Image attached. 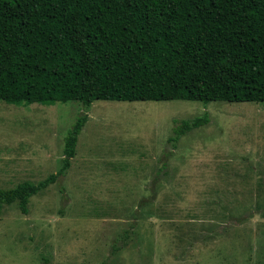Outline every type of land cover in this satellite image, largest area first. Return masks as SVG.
<instances>
[{
	"label": "rangeland",
	"instance_id": "374dc122",
	"mask_svg": "<svg viewBox=\"0 0 264 264\" xmlns=\"http://www.w3.org/2000/svg\"><path fill=\"white\" fill-rule=\"evenodd\" d=\"M84 113L66 175L2 209L0 264H264V102L0 99V189L57 173Z\"/></svg>",
	"mask_w": 264,
	"mask_h": 264
},
{
	"label": "trees",
	"instance_id": "16d2710c",
	"mask_svg": "<svg viewBox=\"0 0 264 264\" xmlns=\"http://www.w3.org/2000/svg\"><path fill=\"white\" fill-rule=\"evenodd\" d=\"M0 99L264 102V0H0ZM88 113L57 173L0 189V215L71 167ZM207 122L184 120L170 142Z\"/></svg>",
	"mask_w": 264,
	"mask_h": 264
},
{
	"label": "crops",
	"instance_id": "0c3cea01",
	"mask_svg": "<svg viewBox=\"0 0 264 264\" xmlns=\"http://www.w3.org/2000/svg\"><path fill=\"white\" fill-rule=\"evenodd\" d=\"M140 249V248H139Z\"/></svg>",
	"mask_w": 264,
	"mask_h": 264
}]
</instances>
